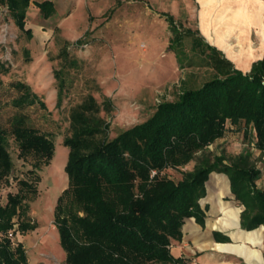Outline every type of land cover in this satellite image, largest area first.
Masks as SVG:
<instances>
[{
    "label": "trees",
    "instance_id": "trees-1",
    "mask_svg": "<svg viewBox=\"0 0 264 264\" xmlns=\"http://www.w3.org/2000/svg\"><path fill=\"white\" fill-rule=\"evenodd\" d=\"M30 3L0 0L15 26L29 38L32 32L25 29V16ZM33 4L45 19L55 10L49 0ZM165 16L172 33L169 48L177 52L184 39L194 34L179 32L173 18ZM200 46L215 76L199 88L182 90L174 101H162L150 118L111 140L101 138L108 124L99 117L93 97L72 109V133L63 139L68 149L64 167L68 186L54 209V226L66 264H191L189 258L174 257L170 247L182 240L185 219L204 225L205 210L199 202L206 196L205 183L212 172L228 178L234 200L243 207L240 228H264V189L256 185L261 170L250 152L228 161L223 155L212 162L201 159L177 182L163 175L167 169L186 166L240 124L253 130V147L264 156V57L243 73L222 52L196 37L194 48ZM12 86L19 93L12 100L14 108L36 103L45 108L29 86L21 82ZM110 108L108 101L106 111ZM11 132L20 157L34 155L38 168L49 164L55 145L47 135L28 126L24 116L13 118ZM12 167L5 131L0 127V182ZM19 185L18 193L8 194L6 203H0V264H27L23 244L13 242L11 236L37 228L36 223L23 219L21 194L26 189L35 195L36 187L27 181Z\"/></svg>",
    "mask_w": 264,
    "mask_h": 264
},
{
    "label": "rangeland",
    "instance_id": "rangeland-1",
    "mask_svg": "<svg viewBox=\"0 0 264 264\" xmlns=\"http://www.w3.org/2000/svg\"><path fill=\"white\" fill-rule=\"evenodd\" d=\"M43 1L31 0L26 11L25 29L31 30L30 38L15 26L7 8L0 4V127L5 131L13 163L9 176L0 182V203H6L8 194L19 192L20 181L35 186V195L26 189L21 194L23 219L36 223L37 228L24 234L16 232L11 239L23 244L27 264H66L54 226V209L68 181L65 179L57 190L51 170L54 167L61 171L60 148L63 139L72 133V109L93 97L99 117L108 124L101 138L111 140L150 118L162 101H174L182 90L201 87L215 73L205 61L208 54H202L203 46L194 48L196 37L209 43L201 33L200 8L195 0H49L55 10L47 19L33 4ZM165 15L173 18L179 32L190 30L194 34L184 39L182 47H176L177 52L169 48L172 33ZM16 82L29 86L45 108L38 103L14 108L12 100L19 95L12 86ZM108 101L111 108L106 111ZM17 116H24L28 126L54 142V155L47 166L38 168V159L32 154L19 156L11 132L12 120ZM253 137V130L240 124L186 166L167 169L163 175L177 182L201 159L212 162L223 155L228 161L250 152L251 160L261 170L256 185L263 189L264 156L253 147ZM214 173L225 176L212 172L207 185ZM224 200L243 210L234 196L226 195ZM200 203L208 213L206 196ZM35 244L40 248L38 252ZM261 251L264 254V238ZM191 255V263L200 264L195 259L200 254Z\"/></svg>",
    "mask_w": 264,
    "mask_h": 264
},
{
    "label": "bare ground",
    "instance_id": "bare-ground-1",
    "mask_svg": "<svg viewBox=\"0 0 264 264\" xmlns=\"http://www.w3.org/2000/svg\"><path fill=\"white\" fill-rule=\"evenodd\" d=\"M200 8L199 20L202 35L206 40L224 51L234 61H245L260 57L264 51V3L259 0H195ZM255 35L256 43L252 41ZM257 45V47H256ZM55 188L64 185L61 172L51 170ZM229 193L228 182L223 175L213 174L208 183L210 205L207 231H231L232 237L241 239L242 243L211 244L215 251L232 253L243 257L248 264H264L256 247L262 246L261 228L244 231L239 227V208L223 199ZM195 233L198 238H206L207 233ZM56 239L53 237V241ZM204 248L200 246L199 249ZM35 244L34 250L39 251Z\"/></svg>",
    "mask_w": 264,
    "mask_h": 264
},
{
    "label": "crops",
    "instance_id": "crops-1",
    "mask_svg": "<svg viewBox=\"0 0 264 264\" xmlns=\"http://www.w3.org/2000/svg\"><path fill=\"white\" fill-rule=\"evenodd\" d=\"M264 3V0H259ZM252 41L256 43L255 40V35L252 36ZM210 46L215 47L217 50L222 52L224 57L229 60L235 69L242 71L243 73H248L250 71L251 65L253 62L260 60L264 57V51L263 54L260 57H256L252 60H250L248 63L245 61H234L233 59H230L229 57L226 56L224 51L220 49L219 47L212 45L208 43ZM257 44V43H256ZM257 47V45H256ZM60 155L61 153L63 154V160L60 161V172L61 175L64 177V180L68 181L66 174L64 173V167L67 162V154H68V149L66 147H61L60 148ZM54 162V159L52 163ZM53 168V167H52ZM205 188H206V198L208 196V185L207 182L205 183ZM264 189V188H263ZM228 190L229 193H225L223 199L227 196L232 195L230 191V185L228 183ZM233 196V195H232ZM207 202V200H206ZM200 203V202H199ZM208 203V202H207ZM209 205V203H208ZM200 206L202 209L205 210V219H204V225L201 227L200 225L196 224L193 218L185 219L184 224L182 226V240L180 242H173L171 247H170V252L171 254L178 258V257H184V258H189L193 259L194 257L191 254H196L199 253L200 255L196 256L195 259L198 260L200 264H248L246 260L243 257H239L235 254L232 253H221L219 251L213 250V248L210 246L211 244H239L242 243L241 239L234 238L231 235V231H220V230H211L207 231L206 228V222L207 219L209 218V212L207 213L206 208L202 207L201 203ZM210 206V205H209ZM210 211V207H209ZM242 211V210H240ZM239 222H240V212H239ZM199 230V233H207L206 238L204 239H199L198 236L195 234L197 232L196 227ZM240 227V223H239ZM262 230V235L264 238L263 230L264 228L261 226L259 227ZM257 228V229H259ZM256 230V229H255ZM245 231V230H244ZM228 242H222V241H227ZM200 246H204V248L199 249ZM260 254L261 258L264 262V254H262V248H263V239H262V246L261 247H256ZM244 262V263H242Z\"/></svg>",
    "mask_w": 264,
    "mask_h": 264
},
{
    "label": "built area",
    "instance_id": "built-area-1",
    "mask_svg": "<svg viewBox=\"0 0 264 264\" xmlns=\"http://www.w3.org/2000/svg\"><path fill=\"white\" fill-rule=\"evenodd\" d=\"M152 174H154V172H152ZM191 264H197L196 262H192Z\"/></svg>",
    "mask_w": 264,
    "mask_h": 264
},
{
    "label": "water",
    "instance_id": "water-1",
    "mask_svg": "<svg viewBox=\"0 0 264 264\" xmlns=\"http://www.w3.org/2000/svg\"><path fill=\"white\" fill-rule=\"evenodd\" d=\"M241 212V211H240Z\"/></svg>",
    "mask_w": 264,
    "mask_h": 264
}]
</instances>
